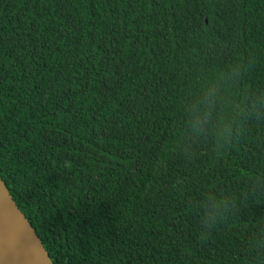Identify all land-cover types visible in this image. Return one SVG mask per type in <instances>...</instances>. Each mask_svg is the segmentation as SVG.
<instances>
[{"label":"trees","instance_id":"1","mask_svg":"<svg viewBox=\"0 0 264 264\" xmlns=\"http://www.w3.org/2000/svg\"><path fill=\"white\" fill-rule=\"evenodd\" d=\"M257 95L264 0H0V176L54 264H264V113L214 154Z\"/></svg>","mask_w":264,"mask_h":264},{"label":"clouds","instance_id":"2","mask_svg":"<svg viewBox=\"0 0 264 264\" xmlns=\"http://www.w3.org/2000/svg\"><path fill=\"white\" fill-rule=\"evenodd\" d=\"M218 104V92L216 85H208L205 93L194 98L187 107L186 120L187 129L196 134L205 131V125L211 123V116ZM264 113V95H257L252 100H246L244 104L237 105L235 118L218 116L215 123V140L220 151H214L217 156L227 151L234 142L235 120H245ZM211 214L208 219L201 223L203 233L214 229L218 223L223 222L234 213L235 205L230 200H217L210 198Z\"/></svg>","mask_w":264,"mask_h":264},{"label":"water","instance_id":"3","mask_svg":"<svg viewBox=\"0 0 264 264\" xmlns=\"http://www.w3.org/2000/svg\"><path fill=\"white\" fill-rule=\"evenodd\" d=\"M0 264H54L0 176Z\"/></svg>","mask_w":264,"mask_h":264}]
</instances>
